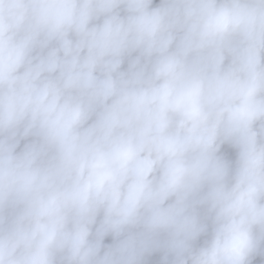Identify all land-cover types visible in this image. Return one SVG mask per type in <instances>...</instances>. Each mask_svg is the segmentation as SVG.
I'll return each instance as SVG.
<instances>
[{
  "label": "clouds",
  "instance_id": "9594fccd",
  "mask_svg": "<svg viewBox=\"0 0 264 264\" xmlns=\"http://www.w3.org/2000/svg\"><path fill=\"white\" fill-rule=\"evenodd\" d=\"M0 264H264V0H0Z\"/></svg>",
  "mask_w": 264,
  "mask_h": 264
},
{
  "label": "water",
  "instance_id": "95a60500",
  "mask_svg": "<svg viewBox=\"0 0 264 264\" xmlns=\"http://www.w3.org/2000/svg\"><path fill=\"white\" fill-rule=\"evenodd\" d=\"M157 2H158V0H157ZM108 241H110V238H108Z\"/></svg>",
  "mask_w": 264,
  "mask_h": 264
}]
</instances>
